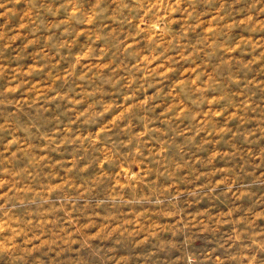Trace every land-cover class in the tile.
Instances as JSON below:
<instances>
[{"label":"rangeland","instance_id":"374dc122","mask_svg":"<svg viewBox=\"0 0 264 264\" xmlns=\"http://www.w3.org/2000/svg\"><path fill=\"white\" fill-rule=\"evenodd\" d=\"M0 264H264V0H0Z\"/></svg>","mask_w":264,"mask_h":264}]
</instances>
